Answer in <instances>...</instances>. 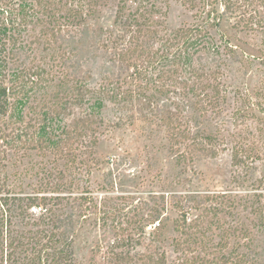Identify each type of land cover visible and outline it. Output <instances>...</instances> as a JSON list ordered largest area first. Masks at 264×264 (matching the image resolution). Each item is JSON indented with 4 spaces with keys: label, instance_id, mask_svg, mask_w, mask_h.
Masks as SVG:
<instances>
[{
    "label": "trees",
    "instance_id": "16d2710c",
    "mask_svg": "<svg viewBox=\"0 0 264 264\" xmlns=\"http://www.w3.org/2000/svg\"><path fill=\"white\" fill-rule=\"evenodd\" d=\"M103 1L0 0V264H78L74 235L87 221L116 232L103 251L96 243L102 255L94 264H167L166 252L153 242L136 249L146 235L157 240L164 207L128 217L125 203L81 185L91 174L99 141V127L92 124L103 122L83 109L94 92L82 81L87 75L63 92L54 84L55 75L65 76L67 62L77 54L76 36L93 31L86 23ZM179 1L192 11L194 22L170 33H163L156 17L169 0H118L112 25L101 27L107 34L102 46L110 42L114 59L131 69V80L125 78L122 84L127 85L118 88L121 109L129 113L111 125L129 119L156 124L170 148L185 145L192 160L216 157L229 144L231 165L238 169L232 180L242 175L241 182H250L237 199L229 196L222 202L233 222L221 227L217 254L193 253L214 224L218 208L212 200L220 194L188 195L189 206L172 203L177 214L174 264H258L260 253L253 248L260 240L253 230L264 231V91L242 92L224 83L218 58L234 56L236 47L226 43L220 50L212 33L225 14L238 29L263 31L264 0ZM23 49L28 51L22 55L18 50ZM77 64L82 71V63ZM150 75L158 77L159 92L175 94L169 103L158 105L145 91L141 81ZM190 95L197 111L207 108L216 117L230 112V126L220 122L226 133L214 132L212 120L207 128L183 121L182 109L188 105L179 98ZM64 119L67 123L54 127ZM9 151L26 153L31 164L12 172ZM260 166L261 172L252 177ZM28 174L30 184L22 178ZM123 215L130 218L127 226L122 225ZM232 241L235 246L228 251Z\"/></svg>",
    "mask_w": 264,
    "mask_h": 264
},
{
    "label": "rangeland",
    "instance_id": "374dc122",
    "mask_svg": "<svg viewBox=\"0 0 264 264\" xmlns=\"http://www.w3.org/2000/svg\"><path fill=\"white\" fill-rule=\"evenodd\" d=\"M117 3L118 0L103 1L97 15L86 23V28H93V31L80 32L76 36L80 38L78 39L79 48H77V54L72 55L67 62L70 65L65 70L66 75L60 77L56 74L54 80V84L58 86L57 89L63 92L87 75V80L82 79V81H85L94 92L87 98L83 109L94 118L103 121L92 124V127H99L97 129L99 141L94 146L91 174L83 178L81 185L90 188L91 192L99 197L109 196L111 200H120L119 203H125L130 209L128 217L136 213L142 215L154 207H164L161 210L164 213L159 216L164 225L155 234L157 240L155 241L151 234L146 235L144 245L137 244L136 249L142 251L148 241L153 242L166 252L167 264H174L177 255L172 244V239L177 236L174 230L177 214L174 208L172 209L174 202L182 201L189 206L191 202L187 201L188 195L220 194L218 198L212 200V204L217 205L218 208L214 224L209 226L206 236L201 237L202 244L197 245L196 250H193V253L212 256L213 252L218 253L221 246L217 245L221 237L220 233L223 232L221 227H226V223L233 222L228 215L225 216L222 202L229 196L237 199L236 194L247 188L250 182H241L239 178L242 175L237 177V181L232 180L234 175L238 174V169L231 165L229 144L216 157H199L192 160L190 153L185 151V145L180 146L179 150L170 148L164 132L157 129L156 124L148 125L142 121L129 119L122 122L120 126L111 125L129 113V109H121L123 100L120 99L118 88L122 85L120 89H123L127 85V82L122 84L125 78L128 77L131 80L129 77L131 69L114 59L112 44L108 42V46H102V40L107 34L101 27L106 28L112 25ZM219 9L221 12V7ZM156 17L164 27L161 28L163 33H170L179 25L194 22L192 11L183 6L179 0H169L168 6L163 7L160 15ZM97 28L100 30H95ZM212 34L214 43L221 45L220 50L226 43L236 47L234 56L222 55L218 58L219 61L217 60L221 64L224 83L229 88H239L242 92L254 91L257 88L264 91V30L238 29L225 14L222 15L220 27L213 30ZM208 41L213 42L211 39ZM18 51L23 55L24 51L28 50ZM79 62L83 65L82 71L78 70ZM166 81L170 83L169 79ZM141 82L145 91L158 105L169 103L175 96L172 91L159 92L160 82L155 75H150ZM179 101L188 105L182 109L183 121L187 122V125L199 124V127L207 128L209 121L212 120L214 132L218 131L215 130L217 128L222 133H226L221 129L225 125L220 122L230 126L229 111L216 117L211 116L210 111H206L207 108H201L200 111L192 108L196 105L191 95L190 98H179ZM216 122L219 124L217 125ZM64 123H67V119L55 122L54 127L63 126ZM23 154L26 153L18 152L17 154L9 151L8 164L12 172L24 171L25 167L31 164V157ZM261 169V166L257 168L252 177L258 175ZM22 178L25 183H31L29 174ZM26 187L29 189L28 186ZM223 193L225 195H221ZM123 216L126 221L122 222V225L127 226L130 218ZM253 231L255 238L260 240L259 246L253 249L260 253L258 264H264V231L261 232L258 228ZM115 234L112 226L107 229H96L93 227V221H87L77 229L74 235V253L77 263L94 264L99 261L102 254L98 253L96 243L102 245L99 247L103 251L108 242L115 239ZM233 246L235 244L232 241L228 245V251H231ZM204 248L206 252H203ZM248 249L243 250L248 253Z\"/></svg>",
    "mask_w": 264,
    "mask_h": 264
}]
</instances>
